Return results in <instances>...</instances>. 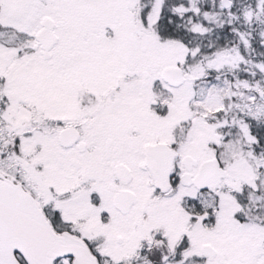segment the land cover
<instances>
[{"label":"snow or ice","instance_id":"obj_1","mask_svg":"<svg viewBox=\"0 0 264 264\" xmlns=\"http://www.w3.org/2000/svg\"><path fill=\"white\" fill-rule=\"evenodd\" d=\"M0 264H264V0H0Z\"/></svg>","mask_w":264,"mask_h":264}]
</instances>
